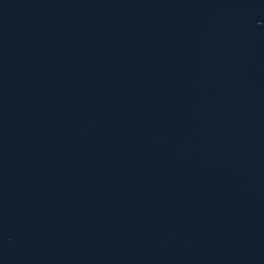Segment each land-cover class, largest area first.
Segmentation results:
<instances>
[{
    "label": "water",
    "instance_id": "95a60500",
    "mask_svg": "<svg viewBox=\"0 0 264 264\" xmlns=\"http://www.w3.org/2000/svg\"><path fill=\"white\" fill-rule=\"evenodd\" d=\"M0 264H264V0H0Z\"/></svg>",
    "mask_w": 264,
    "mask_h": 264
}]
</instances>
